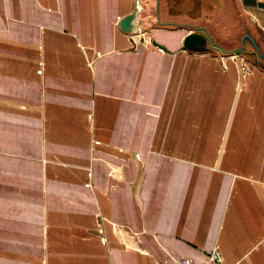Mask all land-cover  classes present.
<instances>
[{
	"label": "crops",
	"instance_id": "crops-1",
	"mask_svg": "<svg viewBox=\"0 0 264 264\" xmlns=\"http://www.w3.org/2000/svg\"><path fill=\"white\" fill-rule=\"evenodd\" d=\"M188 1L0 0V264H264V0Z\"/></svg>",
	"mask_w": 264,
	"mask_h": 264
},
{
	"label": "rangeland",
	"instance_id": "rangeland-1",
	"mask_svg": "<svg viewBox=\"0 0 264 264\" xmlns=\"http://www.w3.org/2000/svg\"><path fill=\"white\" fill-rule=\"evenodd\" d=\"M178 8L179 9L187 8L189 10V13L192 15V18L195 21H200L202 19L205 22V25L210 28V32H212L216 37H218L221 42L224 43L225 41L226 43H234V45H236L237 42V44H240V39L243 34L240 32V22L238 18L239 11L236 2L234 0H227L225 8L222 10H218V8H208L207 6L202 4L196 5L190 0L184 5V7L179 5ZM156 9H157V5H156ZM156 24L158 27L171 28V26L159 24L158 20H156ZM243 25H245V23ZM138 41L139 39L135 38L133 48H136V43ZM215 42L217 41H214V43ZM245 43H246L245 53L253 51L251 45L247 43V39H245ZM212 50L218 51L215 49ZM261 53L263 54V52ZM252 56L258 58L256 54ZM233 57L235 60L240 59V61H241V57L243 59L247 58V60L249 58V56H247V54L244 53L240 54V58L239 56H234V55ZM242 72L244 71L242 70ZM134 157H136V154Z\"/></svg>",
	"mask_w": 264,
	"mask_h": 264
},
{
	"label": "water",
	"instance_id": "water-1",
	"mask_svg": "<svg viewBox=\"0 0 264 264\" xmlns=\"http://www.w3.org/2000/svg\"><path fill=\"white\" fill-rule=\"evenodd\" d=\"M139 7L140 6L136 5L133 12H131L129 15H127L120 21L119 25L122 31L126 33H131L137 28L136 22L139 20ZM245 39H248L253 47V51L247 53H250L252 55L256 54L260 59L264 60V54L260 53L255 41L251 38L249 34H245L243 36L241 47L235 50V54L240 55L246 52L244 49ZM153 44L164 49V46H161L155 41H153ZM182 46L186 50L191 52H207L211 49L218 50L219 52H224V50L219 45L214 43V41L202 28H191L188 34L183 38Z\"/></svg>",
	"mask_w": 264,
	"mask_h": 264
},
{
	"label": "built area",
	"instance_id": "built-area-1",
	"mask_svg": "<svg viewBox=\"0 0 264 264\" xmlns=\"http://www.w3.org/2000/svg\"><path fill=\"white\" fill-rule=\"evenodd\" d=\"M141 34V33H140ZM132 37V40L135 41V39L133 38V36L131 35ZM136 37L141 40L142 38L139 36V33L136 34ZM234 56H239L240 58V55H236L234 54ZM243 58L241 57V60ZM245 63L242 65V70L244 71L246 69L245 67ZM218 262H220V257L218 255V252L216 251H213L210 253V255L208 256V261L205 263V264H217ZM167 264H203V263H200V262H197L195 260H193L192 258L190 257H183V256H180L178 258H175L171 261H169Z\"/></svg>",
	"mask_w": 264,
	"mask_h": 264
},
{
	"label": "bare ground",
	"instance_id": "bare-ground-1",
	"mask_svg": "<svg viewBox=\"0 0 264 264\" xmlns=\"http://www.w3.org/2000/svg\"><path fill=\"white\" fill-rule=\"evenodd\" d=\"M232 56V55H231Z\"/></svg>",
	"mask_w": 264,
	"mask_h": 264
}]
</instances>
